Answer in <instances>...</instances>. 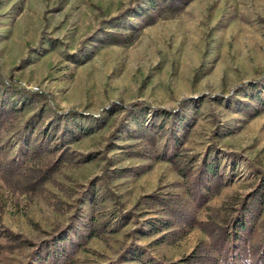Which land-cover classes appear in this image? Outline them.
Listing matches in <instances>:
<instances>
[{"label": "rangeland", "instance_id": "rangeland-1", "mask_svg": "<svg viewBox=\"0 0 264 264\" xmlns=\"http://www.w3.org/2000/svg\"><path fill=\"white\" fill-rule=\"evenodd\" d=\"M151 1L0 0V103L8 110L0 126V158L20 161L26 139L39 138L52 112L67 111L75 114L73 125L93 129L68 148L94 156L61 166L30 195H13L0 182V230L30 244L0 250V264H38L33 256H45L38 248L42 240H52L48 250L54 252L63 247L62 240L77 244L67 230L70 216L79 229L90 219L106 222L103 233L78 244L71 264L177 260L205 239L194 227L172 242H157L176 228L147 224L165 217L144 207L131 210L151 192L185 197L184 180L167 162L124 154V145L135 142L134 126L124 115L123 126L115 129L122 112H102L111 102H142L148 112L139 119L158 124L162 109L175 112L187 101L179 113L181 124L176 117L169 124L180 143L177 151L192 160V174L208 155L225 181L195 211L198 221L206 208L241 197L264 181V113L249 117L238 107L253 105L252 95L264 98V0H189L176 12L163 0H154L161 5L150 10ZM147 9L154 21L143 25L141 13ZM109 31L132 40L102 44ZM162 144L160 139L157 150ZM116 167L131 171L100 179L103 169ZM50 195L68 206L65 213L49 207ZM263 228L261 215L252 240L264 234Z\"/></svg>", "mask_w": 264, "mask_h": 264}, {"label": "trees", "instance_id": "trees-1", "mask_svg": "<svg viewBox=\"0 0 264 264\" xmlns=\"http://www.w3.org/2000/svg\"><path fill=\"white\" fill-rule=\"evenodd\" d=\"M189 0H163L165 7L178 11ZM156 5L154 0L149 4L150 10ZM148 9L141 15L143 25H149L154 20L152 16H146ZM117 16L113 17L115 19ZM130 31H138L131 28ZM128 35L106 32L102 44L129 43L132 39L126 40ZM32 99L38 96L32 95ZM253 105L239 103V110H242L249 117L258 113H264V98L252 95ZM186 100L180 102L175 112L162 109L159 116L162 120L158 124L143 123L140 115H146L148 106L139 101L122 104L121 102H111L102 112L114 114L122 112L115 129L123 126V116L129 115L134 126V135L131 138L135 141L132 144L124 145V154L127 157L150 159L153 161H164L169 163L175 173L184 180V195L181 197L174 194L161 195L157 192L144 194L131 206V210L141 206L153 213H158L165 217L161 219L146 220L147 224L160 222L163 228L175 227L168 230L156 239L157 242L174 241L182 232L191 228H198L205 236V239L198 241L192 250L177 260H159L153 264H264V234L260 238L252 240L254 225L258 218L264 215L263 197L264 181L259 179L257 183L243 196L230 197L226 202L218 207L206 208V215L203 221H198L195 211L200 209L205 202L216 195L225 181L222 180L214 160L206 155L201 165L195 167L194 173L191 171V159H184L177 151L180 143L174 135V130L169 128L173 117L181 124L179 113ZM181 107V108H180ZM8 110L0 103V126L6 118ZM74 113L69 111L64 113L50 114L49 119L39 130L35 138H27L23 143L25 150L21 160L15 157L0 158V182L13 194L30 195L42 190L43 184L50 180L52 175L63 165H79L91 161L94 156L89 153H76L68 148L81 137L90 134L92 128H81L73 125L70 119ZM34 116L33 114L29 117ZM164 120H167L165 123ZM17 130L20 133L24 124ZM184 133L185 126H182ZM112 134H110L111 138ZM163 139L160 150H157L159 140ZM172 141L174 148L168 143ZM131 170L125 168H112L102 171L100 179L106 175L110 178H120L128 174ZM49 207L59 213L67 211V205L57 201L54 195L49 196ZM127 213H130L128 211ZM73 217H69L68 228L73 234L77 244L64 241L63 247L57 252L48 250L50 241L42 240L38 243L39 250H46L43 258L38 255L33 256L38 264H71V255L77 249L78 244L87 238L97 237L104 232L106 222H93L90 219L85 224L77 225L72 223ZM264 231V228H263ZM0 250L11 252L30 245L19 234L13 233L6 228L0 230ZM32 264V263H29Z\"/></svg>", "mask_w": 264, "mask_h": 264}]
</instances>
